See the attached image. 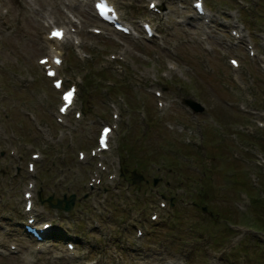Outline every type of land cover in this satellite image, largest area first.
<instances>
[{
  "label": "rangeland",
  "instance_id": "374dc122",
  "mask_svg": "<svg viewBox=\"0 0 264 264\" xmlns=\"http://www.w3.org/2000/svg\"><path fill=\"white\" fill-rule=\"evenodd\" d=\"M111 1L132 27L129 35L99 25L91 1L0 0V264H264V127L255 122L264 124V0H203L201 18L193 0ZM149 1L159 12L148 9ZM53 25L78 45L47 42ZM239 29L237 40L230 33ZM52 47L62 55L65 86L77 88L62 125L55 122L58 92L36 62ZM187 98L204 111L192 114ZM105 122L115 126L110 149L91 157ZM79 149H86L83 161ZM32 152L39 159L30 173ZM53 152L66 155L52 159ZM119 159L141 174L137 186L127 190L120 179L106 178L87 187L95 161ZM29 184L35 223L54 220V212L61 219L39 249L23 229L21 195ZM40 193L55 202L75 194V204L67 213L48 210ZM160 194L174 207L169 200L157 206ZM193 200L205 212L191 207ZM151 212L159 224L151 223ZM136 227L145 231L140 239ZM67 241L75 251H67Z\"/></svg>",
  "mask_w": 264,
  "mask_h": 264
},
{
  "label": "water",
  "instance_id": "95a60500",
  "mask_svg": "<svg viewBox=\"0 0 264 264\" xmlns=\"http://www.w3.org/2000/svg\"><path fill=\"white\" fill-rule=\"evenodd\" d=\"M184 103H185V105H187L188 107L191 108V110L193 111V113L203 111V107L200 104H198L197 102H195V101H193L191 99L185 100ZM72 202H73V200H72V197H71V199L67 203V207H69L72 204Z\"/></svg>",
  "mask_w": 264,
  "mask_h": 264
},
{
  "label": "flooded vegetation",
  "instance_id": "af4514ba",
  "mask_svg": "<svg viewBox=\"0 0 264 264\" xmlns=\"http://www.w3.org/2000/svg\"><path fill=\"white\" fill-rule=\"evenodd\" d=\"M120 170L122 171L121 172V175H123L125 177V180L131 182V176H130V170L129 167H127V165H124L122 163H120Z\"/></svg>",
  "mask_w": 264,
  "mask_h": 264
},
{
  "label": "snow or ice",
  "instance_id": "6c2138e0",
  "mask_svg": "<svg viewBox=\"0 0 264 264\" xmlns=\"http://www.w3.org/2000/svg\"><path fill=\"white\" fill-rule=\"evenodd\" d=\"M53 36H54V37H60V36H61V33H59V32L53 33ZM57 63H59V61H57ZM50 75H54V73H50ZM57 87H60V84H59V83H57ZM71 95H72V93H68V94L65 96V100L70 102V100H71ZM62 110H63V109H62ZM108 131H109L108 129H105V130H104V135H105V137L107 136Z\"/></svg>",
  "mask_w": 264,
  "mask_h": 264
},
{
  "label": "bare ground",
  "instance_id": "6f19581e",
  "mask_svg": "<svg viewBox=\"0 0 264 264\" xmlns=\"http://www.w3.org/2000/svg\"><path fill=\"white\" fill-rule=\"evenodd\" d=\"M76 98L74 97V100H75Z\"/></svg>",
  "mask_w": 264,
  "mask_h": 264
}]
</instances>
